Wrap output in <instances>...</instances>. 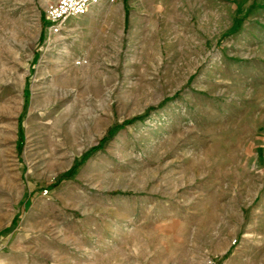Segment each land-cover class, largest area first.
Masks as SVG:
<instances>
[{
    "label": "rangeland",
    "instance_id": "rangeland-1",
    "mask_svg": "<svg viewBox=\"0 0 264 264\" xmlns=\"http://www.w3.org/2000/svg\"><path fill=\"white\" fill-rule=\"evenodd\" d=\"M0 0V264H264V0Z\"/></svg>",
    "mask_w": 264,
    "mask_h": 264
},
{
    "label": "built area",
    "instance_id": "built-area-1",
    "mask_svg": "<svg viewBox=\"0 0 264 264\" xmlns=\"http://www.w3.org/2000/svg\"><path fill=\"white\" fill-rule=\"evenodd\" d=\"M103 0H60L49 11V31L58 34L64 29V25L70 18L87 14L91 8ZM115 2L117 0H108ZM209 264H218L216 260L210 259Z\"/></svg>",
    "mask_w": 264,
    "mask_h": 264
},
{
    "label": "crops",
    "instance_id": "crops-1",
    "mask_svg": "<svg viewBox=\"0 0 264 264\" xmlns=\"http://www.w3.org/2000/svg\"><path fill=\"white\" fill-rule=\"evenodd\" d=\"M113 3H114V2H113ZM110 4H112V2H109L108 0H103V1L100 2L99 4L93 6V7L91 8V10L88 12V14H89V13H92V12H94V11H96L97 9H100L101 7L108 6V5H110Z\"/></svg>",
    "mask_w": 264,
    "mask_h": 264
}]
</instances>
